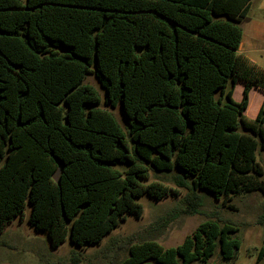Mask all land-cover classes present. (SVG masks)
Wrapping results in <instances>:
<instances>
[{"label":"trees","instance_id":"obj_1","mask_svg":"<svg viewBox=\"0 0 264 264\" xmlns=\"http://www.w3.org/2000/svg\"><path fill=\"white\" fill-rule=\"evenodd\" d=\"M251 2L0 0V229L29 206L27 223L53 248L67 238L99 245L127 216L141 217V196L179 195L144 184L150 167L176 171V188L188 191L181 214H199L198 191L264 197V101L244 117L264 69L238 55ZM87 75L104 105L120 106L126 132L99 108ZM238 232L205 221L176 247L131 245L121 264H211L216 250L230 264ZM255 264H264V235Z\"/></svg>","mask_w":264,"mask_h":264},{"label":"rangeland","instance_id":"obj_2","mask_svg":"<svg viewBox=\"0 0 264 264\" xmlns=\"http://www.w3.org/2000/svg\"><path fill=\"white\" fill-rule=\"evenodd\" d=\"M84 84L91 86L101 98L99 108L109 112L126 132L127 125L120 106L104 105L105 93L93 75H87ZM256 162L264 172V151L256 153ZM144 184L157 182L168 188L177 189V197L167 196L156 201L147 195L136 200L142 207L140 218L127 216L125 222L107 234L99 245L78 248L67 238L59 247L53 248L44 232L34 230L27 223L29 206L24 216L12 220L0 229V264H121L128 257L131 245L152 241L163 248L180 245L198 225L205 221L220 219L239 227L235 237L240 240L237 259L230 264H255L259 249L263 246L264 226L257 223L264 207V197L259 192L230 195L227 199L198 191L202 207L197 215L181 214L185 209L186 189H178L174 183L176 171L159 173L151 167ZM264 178V177H263ZM234 209L222 207V203ZM225 204V205H227ZM211 264H223L216 256Z\"/></svg>","mask_w":264,"mask_h":264},{"label":"crops","instance_id":"obj_3","mask_svg":"<svg viewBox=\"0 0 264 264\" xmlns=\"http://www.w3.org/2000/svg\"><path fill=\"white\" fill-rule=\"evenodd\" d=\"M242 40L238 55L264 69V0H252L248 18L240 23ZM244 83L239 81L232 91V99L239 103L242 99ZM264 101V91L252 88L249 93L248 107L244 117L253 120Z\"/></svg>","mask_w":264,"mask_h":264}]
</instances>
